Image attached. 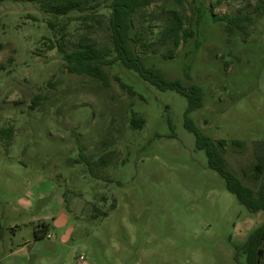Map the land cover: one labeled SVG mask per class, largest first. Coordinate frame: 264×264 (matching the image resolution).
Segmentation results:
<instances>
[{"label":"rangeland","instance_id":"rangeland-1","mask_svg":"<svg viewBox=\"0 0 264 264\" xmlns=\"http://www.w3.org/2000/svg\"><path fill=\"white\" fill-rule=\"evenodd\" d=\"M102 1L90 19L62 17L68 51L81 39L113 46L110 0ZM182 2L152 0L134 13L131 35L151 44L134 46L146 66L185 88L201 86L203 105L190 112L185 94L122 64L104 65L108 85L69 72L62 53L46 46L60 36L49 13L32 2L0 4V129L14 127L12 139L0 133V264H246L237 248L264 212L226 188L185 121L188 114L204 134L227 139L230 169L257 187L264 0ZM174 11L194 36L168 58L159 39ZM214 15L245 28L231 31ZM134 115L143 127L131 126Z\"/></svg>","mask_w":264,"mask_h":264},{"label":"trees","instance_id":"trees-1","mask_svg":"<svg viewBox=\"0 0 264 264\" xmlns=\"http://www.w3.org/2000/svg\"><path fill=\"white\" fill-rule=\"evenodd\" d=\"M5 0H0L2 4ZM15 2H32L39 4L43 11L50 14L47 20L48 26L52 29L55 36H60L54 41L48 39L46 46L49 49L57 48L63 55L65 64L69 72L88 74L100 79L103 84L108 85L109 77L104 70V65L122 64L123 66L135 71L146 81L165 90L168 88L177 89L185 94L189 100L188 111L201 107L202 88L198 84H194L189 88L183 87L179 81H168L163 73L154 67L146 66L144 59L134 47L136 43L141 42L143 48L147 49L151 44L144 41V36L139 38L132 36L131 31L134 26V13L140 8L149 5L152 0H110L109 7L111 14L109 18L110 29L112 30V47L103 45L99 46L96 42L87 39H81L76 43L75 47L68 51V43L66 36L68 34V23L62 20V17L78 11L84 15L78 18L90 19L94 15V9L102 5V0H11ZM177 4L182 5V0H175ZM221 1V0H220ZM204 11L200 14L201 18ZM215 16V19L227 22L229 30L233 31V27L244 29L239 18H229L224 16ZM194 36V31L185 27V16L182 13L174 11L168 17V20L161 31L159 43H168L167 57L173 58L177 48L182 40ZM2 44L0 43V49ZM157 49L155 48L154 51ZM115 53V54H114ZM121 87L127 92H133L132 88L117 77ZM145 119L134 115L131 126L133 128L143 127ZM186 126L196 136L197 146L205 150L208 157L209 165L216 169L225 180L226 188L234 193L237 199L244 204L249 211L264 212V139L256 141L254 145V155L256 164L254 165V180L259 184L253 188L243 182L233 170L230 169L225 159V148L228 144L227 139L214 140L210 136L204 134L195 124L194 120L186 115ZM7 130L9 138L12 139L14 127H3L1 132ZM233 144L241 145L240 140H233ZM101 162H106L105 157H101ZM48 225H42L41 230L35 231V237L42 238L46 236ZM239 252L246 255V264H264V220L259 223L255 229L249 234L247 240L238 248Z\"/></svg>","mask_w":264,"mask_h":264}]
</instances>
